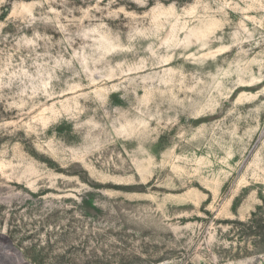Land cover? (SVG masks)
<instances>
[{
    "label": "rangeland",
    "instance_id": "obj_1",
    "mask_svg": "<svg viewBox=\"0 0 264 264\" xmlns=\"http://www.w3.org/2000/svg\"><path fill=\"white\" fill-rule=\"evenodd\" d=\"M16 258L264 264V0H0V264Z\"/></svg>",
    "mask_w": 264,
    "mask_h": 264
},
{
    "label": "bare ground",
    "instance_id": "obj_2",
    "mask_svg": "<svg viewBox=\"0 0 264 264\" xmlns=\"http://www.w3.org/2000/svg\"><path fill=\"white\" fill-rule=\"evenodd\" d=\"M13 197H16V198H19V202H20V205H25L29 202V198L27 197H24L22 195H18V196H13ZM195 219V216L191 215V214H186V216H183L181 218H178L181 223H184L186 219ZM188 227V224H186V228ZM189 228V227H188ZM172 232H175L176 233V236H179V233H180V236H181V239L185 238L186 236L184 235L185 233V228L183 227H180V224H173V229H171ZM171 230H167L166 229V232L167 233H164L166 235H169L171 234ZM202 236V233L200 232H196L193 236L190 237V242L187 246V249L189 252L193 253L194 252V256L192 257V261L191 262H197V263H200L199 261H201L200 257L197 255L198 253H206L207 251V248H203L204 246H202V244H199L198 243V240L201 238ZM169 238L171 239V241H174V239L169 236ZM175 243V242H174ZM203 243V242H202ZM205 243V242H204ZM176 244V243H175ZM177 245V244H176ZM179 246L177 245V248ZM9 255H12L15 257V255L17 256V254L19 255V252H16V253H8ZM218 259H220V257L218 256H213L212 257V260L215 261L216 263H218ZM18 260V263L17 264H26L24 262V260L22 258H16V262ZM2 261V260H1Z\"/></svg>",
    "mask_w": 264,
    "mask_h": 264
}]
</instances>
